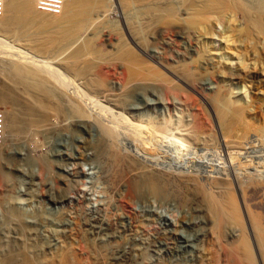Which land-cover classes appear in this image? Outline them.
I'll use <instances>...</instances> for the list:
<instances>
[{
    "label": "rangeland",
    "instance_id": "374dc122",
    "mask_svg": "<svg viewBox=\"0 0 264 264\" xmlns=\"http://www.w3.org/2000/svg\"><path fill=\"white\" fill-rule=\"evenodd\" d=\"M189 1L102 9L92 0L90 24L47 50L18 29L0 31V264H264V20L263 35L251 34L264 8L241 0L251 12L201 20ZM12 62L43 69L57 99L16 84L3 70ZM94 76L98 89L86 80ZM71 101L93 122L77 124ZM195 129L199 138L180 146L181 130ZM184 174L204 193L179 182ZM216 180L230 181L231 196Z\"/></svg>",
    "mask_w": 264,
    "mask_h": 264
},
{
    "label": "bare ground",
    "instance_id": "6f19581e",
    "mask_svg": "<svg viewBox=\"0 0 264 264\" xmlns=\"http://www.w3.org/2000/svg\"><path fill=\"white\" fill-rule=\"evenodd\" d=\"M6 1V0H5ZM92 0L90 1H85L84 0H66L65 3H64V6H65V10L64 11H61L60 13H64V16L61 17V18H58V16H54V15H47V14H40L39 12L36 11L35 7H34V0H7L6 1V4L4 5L6 8V11L4 9V12L2 13V16L4 18H0V31H3V30H6L7 32H14L15 30H20L25 36H30V39H33V41H35L36 43H34V45H38V47H40V49L42 50H47L48 48H50L51 46H53L52 44L55 42L57 43H60V44H63V43H66V39L67 37H69V40L72 39V38H75L76 34L79 32V31H82L84 30L89 24H90V19H91V14L92 12H97V8L100 6L101 8L104 7L107 3V0H101V3L98 4V7L93 3H91ZM94 1V0H93ZM97 1V0H96ZM163 0H122V3L124 6L126 7H130L132 3L136 2V3H144V4H148V3H162L164 4L163 2H161ZM171 0H166V2H170ZM165 2V1H164ZM190 10L192 11V13L195 15L193 16L194 18L196 19H201V20H204L206 19V16L207 14L209 13H225V12H233V13H236L240 10H243L246 8L247 9V6L249 7V5H247L245 7L244 5V0L243 2L241 3V0H190ZM257 3H258V6H259V10L260 8H264V0H257ZM143 5V4H142ZM256 5V4H255ZM96 9H95V7ZM167 6V5H166ZM99 7V8H100ZM107 7V6H106ZM181 7V6H180ZM169 8V7H168ZM254 8V7H252ZM94 9L96 11H94ZM103 9V8H102ZM181 9V8H180ZM258 9V8H256ZM99 10V9H98ZM160 10V9H159ZM251 9H249L250 11ZM40 11V10H38ZM190 11V12H191ZM40 12H43V11H40ZM134 12V11H133ZM247 12V11H246ZM251 12V11H250ZM257 12V10H256ZM255 12V13H256ZM259 12V11H258ZM257 12V13H258ZM46 13V12H45ZM59 13V14H60ZM244 13H245V10H244ZM249 12H247L248 14ZM264 13V12H263ZM57 14V15H59ZM5 15V16H4ZM62 15V14H61ZM170 15V14H169ZM242 15V14H241ZM260 15V14H258ZM0 16V17H2ZM77 16H81V18L79 17V21H76V23L74 22L72 25L70 24V26L68 25L67 27L65 26V24H67V22H69L70 20H72L74 17L78 18ZM248 15H246L247 17ZM208 17V16H207ZM261 17V16H259ZM258 17V18H259ZM209 18V17H208ZM248 18V17H247ZM251 18V17H250ZM255 18V16H254ZM257 18V16H256ZM264 18V16H263ZM261 19L259 20L258 22V25L254 28L253 27V30H252V33L251 34H254V36H261L263 35V32L261 28V24H260V21L261 20H264V19ZM258 21V19H257ZM251 22V21H250ZM254 22V21H253ZM252 23V22H251ZM263 24V23H262ZM237 25V24H236ZM256 25V24H255ZM90 27V26H89ZM252 27V26H251ZM139 29V28H138ZM233 29V28H232ZM31 31L34 33L31 34ZM12 32V33H13ZM49 32V33H47ZM248 33V32H247ZM250 34V33H248ZM247 34V35H248ZM249 37V35H248ZM251 38V37H250ZM258 38V37H257ZM257 45V44H256ZM90 47V46H89ZM16 49V48H15ZM23 55V54H22ZM20 56V55H19ZM21 57H24V56H20ZM26 58V57H25ZM243 58V57H242ZM72 61V60H71ZM6 62V61H5ZM11 63V62H9ZM12 62V64H8V65H4L3 66V70L4 71H8L10 73V75H12L15 79L14 81L16 82V84H19L24 87V89H26V87L31 88L33 89L35 92L37 91L38 94L41 92V94L45 93L49 99H51L52 101H55L54 100V92L49 88L48 85L49 82H50V75L47 77V75L45 76L46 72L43 71V69H38V68H33L31 66H19L17 65L16 63ZM25 63V62H24ZM71 63V62H70ZM82 63V62H81ZM73 65V64H72ZM39 67H41L39 65ZM75 69V68H74ZM61 71V70H60ZM93 73V72H92ZM127 73V72H126ZM90 74H91V71H90ZM89 75V74H88ZM126 78V77H125ZM88 81V85L89 86H92V88H97L98 87H101L102 86V82L100 83L98 80L95 79V76L94 78H90L88 77L86 79ZM71 84V83H70ZM18 85V86H19ZM52 86V85H51ZM27 89V90H28ZM43 92V93H42ZM57 92V91H56ZM25 93V91H23V94ZM63 93V92H62ZM106 94V93H105ZM25 95V94H24ZM40 95V94H39ZM44 95V94H43ZM20 96V95H19ZM68 97V96H67ZM42 99V98H40ZM74 99V98H73ZM114 99V98H113ZM2 100V99H1ZM72 100V99H71ZM69 101V100H68ZM111 101H112V98H111ZM57 102V101H56ZM74 102V101H73ZM117 102V101H116ZM58 104V103H57ZM71 104V107L74 111V114H75V122L77 124H84L85 126H87V124L93 122L90 118H88V116L85 114V111L83 109V106H81L80 104L81 103H72V101L70 102ZM116 104V103H115ZM118 104V103H117ZM36 105V104H35ZM47 105V104H45ZM51 105V103H50ZM49 105V106H50ZM38 106V105H37ZM32 108V107H31ZM30 109V108H29ZM33 109V108H32ZM39 109V108H38ZM40 109L43 110V108L40 107ZM58 109V105H55V106H52V107H49L47 109V113L50 114V112H56ZM221 110V109H220ZM219 110V111H220ZM29 111H32L31 109ZM44 111V110H43ZM49 111V112H48ZM45 112V113H46ZM90 113V112H89ZM73 114V115H74ZM99 114V113H98ZM224 114V113H223ZM11 120H13V117L12 116H9ZM121 118V117H120ZM220 119H222V122L223 124L225 125V128L226 130L228 131H232V122L228 121L227 118L225 117V115H221L220 116ZM31 120V119H30ZM96 121V120H94ZM126 121V120H125ZM33 121L31 120V123ZM14 123V120L13 122ZM183 123V122H182ZM34 123H32L33 125ZM42 124H44V126H47L49 125L50 123L49 122H46V120H44L43 122H41V125L39 123V126H43ZM97 124V123H96ZM100 125V124H98ZM130 125V124H129ZM173 125V123H172ZM35 126V125H34ZM32 126V127H34ZM102 126V124L100 125ZM177 126V125H176ZM202 126V123H200L197 127H201ZM35 127H38L35 126ZM49 127V126H48ZM99 127V126H98ZM124 127V126H123ZM203 127V126H202ZM234 127V126H233ZM30 128V127H29ZM105 133L111 138V139H114L112 141H115V139H117V135L115 134V129L113 128H105V126L101 127ZM146 128V127H145ZM144 129V128H143ZM208 129V128H207ZM154 130V129H153ZM200 131L199 129H195V130H181L182 132H180V134L177 136L179 137L181 135V137L183 136V138H180V140H178V143L180 146H185L186 144H184L185 142V138H187V140L189 139L192 140V141H196L199 136H198V131ZM225 130V131H226ZM119 131V130H118ZM227 131V132H228ZM247 131V130H246ZM251 131V130H250ZM155 132V131H154ZM158 132V131H157ZM117 133V131H116ZM148 132H146V130L144 131V133L142 134H146L149 136V134H147ZM178 134V133H177ZM131 135V134H130ZM151 136V135H150ZM171 136V135H170ZM117 137V138H116ZM144 137V136H143ZM146 137V136H145ZM175 137V136H174ZM3 138V135L1 136V139ZM121 138V137H120ZM178 138V139H179ZM226 138V144H228V141L229 138H227V136L225 137ZM250 138V137H249ZM140 139V138H139ZM138 139V142L140 141ZM142 140V139H141ZM144 140V139H143ZM148 140V139H146ZM182 140V141H181ZM228 140V141H227ZM134 141V139H133ZM137 141V140H136ZM135 141V142H136ZM2 141L0 140V143ZM231 142V141H230ZM141 143V144H140ZM140 145L136 142V145L138 146V149H139V152L143 155V157L147 158V159H152L155 155H154V152L153 150L149 149L148 145L143 143L142 141H140ZM148 143V142H147ZM186 143V142H185ZM191 143V142H190ZM189 143V144H190ZM112 144V143H111ZM115 145V144H114ZM122 145V144H121ZM135 145V146H136ZM136 146V147H137ZM188 146V142H187V145ZM185 146V147H186ZM83 147V146H82ZM152 147V146H151ZM88 148V147H87ZM107 148V147H106ZM114 148V146H113ZM112 148V149H113ZM116 148V147H115ZM108 149V148H107ZM137 149V148H136ZM110 150V149H109ZM108 152H110V156H112V161L114 163V165L117 163L120 165V163H122V161L119 159V157H117L118 155H116L112 150H110ZM229 150V149H228ZM106 152V151H105ZM138 154V153H137ZM139 155V154H138ZM139 158V157H138ZM125 159V158H124ZM132 159V158H131ZM123 160V159H122ZM153 161V160H152ZM197 163V162H196ZM154 164V163H153ZM117 165V166H119ZM127 166L128 168L132 169V173L135 171V164L132 162V160H128L127 161ZM151 167V166H150ZM232 167V166H231ZM118 168V167H117ZM127 168V167H126ZM134 168V169H133ZM119 170V169H118ZM129 170V169H128ZM137 170V169H136ZM234 170V169H233ZM115 172V171H114ZM138 171H136L137 173ZM116 173V172H115ZM135 173V174H136ZM139 173V172H138ZM134 174V175H135ZM176 174V173H175ZM179 174V173H178ZM182 174V173H181ZM133 175V174H132ZM136 175H139V174H136ZM143 176V175H141ZM140 176V177H141ZM161 176V175H160ZM163 176V175H162ZM171 176V175H170ZM153 177V176H152ZM136 178V177H135ZM173 178V177H172ZM241 178V177H240ZM239 178V179H240ZM134 179V178H133ZM145 179V178H144ZM177 179L179 180V182L185 184V185H193L199 194H203L204 193V189L202 188V186L200 185L201 182H199L197 180V178L193 177L192 175H178ZM176 179V180H177ZM214 179V178H213ZM72 180V179H71ZM149 180V179H148ZM224 180V179H223ZM238 181V179H236ZM73 181V180H72ZM136 181V180H135ZM157 179L156 178H151L150 179V183L152 182L153 185H155V188H154V192L157 193ZM174 181V180H173ZM240 181H242V185L241 187H243L244 185V182L243 180L240 179ZM145 182H147L145 180ZM138 183V182H136ZM143 183V182H142ZM212 183V182H211ZM215 185V188H217L216 190L221 193V197L222 198H225L226 196H231V184H230V181H219V180H216L215 182H213ZM238 183V182H237ZM149 184V183H148ZM240 184V183H239ZM139 185V184H138ZM150 185V184H149ZM209 185V184H208ZM246 185V184H245ZM259 185V184H258ZM146 186V185H145ZM163 186V185H162ZM251 186V185H250ZM157 187V189H156ZM187 187V186H185ZM252 187V186H251ZM139 188V187H138ZM164 188V187H163ZM233 188V187H232ZM245 188V187H243ZM247 188H249V186H247ZM253 188V187H252ZM255 188V187H254ZM65 189V188H64ZM63 189V190H64ZM160 189V188H159ZM260 189V188H258ZM186 190V189H185ZM247 190V189H246ZM255 190V189H254ZM243 191V190H241ZM251 191V190H250ZM130 192V191H129ZM217 192V193H218ZM246 192V191H245ZM249 192V191H248ZM69 193V192H68ZM159 193V192H158ZM244 193V192H243ZM250 193V192H249ZM247 194V193H246ZM136 195V194H135ZM134 195V196H135ZM53 196V195H52ZM133 196V197H134ZM59 199H57L56 201H60V202H65L66 201V197L67 196H64L61 192L59 194ZM203 202V201H202ZM235 203V201H233ZM236 204V203H235ZM225 206H227L229 208L230 205L228 204H225ZM224 206V207H225ZM225 207V208H227ZM232 208V205L231 207ZM223 215V214H222ZM221 215V217H223ZM220 216V215H219ZM250 217V216H249ZM13 218V217H12ZM17 218V217H16ZM15 218V219H16ZM21 221V220H20ZM19 221V223H20ZM23 221V220H22ZM217 221V220H216ZM228 221V220H227ZM13 222H16V221H13ZM24 222V221H23ZM34 222V221H33ZM218 222V221H217ZM254 225H256V229H260V226H261V220L260 219H255L254 221ZM258 233V232H257ZM218 235V234H217ZM235 236V235H234ZM259 236V239L260 240V244L261 246L264 248V235L260 236V235H257ZM174 238V237H173ZM258 238V237H257ZM15 239V238H14ZM240 243V242H239ZM258 243V242H257ZM259 244V243H258ZM239 245V244H238ZM241 245V244H240ZM244 245V244H242ZM259 246V245H258ZM239 247V246H238ZM242 248H246L245 246L242 247ZM249 248V247H247ZM260 248V247H259ZM241 249V247L239 248ZM239 249H236V252H237V255H234L235 251H233V257L234 258H238L239 255H241V252L239 251ZM239 252H238V251ZM232 253V252H231ZM230 253V254H231ZM236 254V253H235ZM228 256V255H227ZM247 256V255H246ZM128 257V256H127ZM224 257V256H223ZM242 258V257H241ZM239 258V259H241ZM225 259V258H224ZM228 259V258H227ZM247 259V258H246ZM31 260V259H30ZM235 260V259H234ZM245 260V259H244ZM243 258L241 259V261H239L237 259V261L239 262H232L231 264H244ZM9 262V261H8ZM1 263V262H0ZM246 264V263H245Z\"/></svg>",
    "mask_w": 264,
    "mask_h": 264
},
{
    "label": "built area",
    "instance_id": "2783aa9c",
    "mask_svg": "<svg viewBox=\"0 0 264 264\" xmlns=\"http://www.w3.org/2000/svg\"><path fill=\"white\" fill-rule=\"evenodd\" d=\"M66 0H36V8L40 11L50 13V14H59ZM6 1L0 0V16L4 12ZM1 140V136H0Z\"/></svg>",
    "mask_w": 264,
    "mask_h": 264
}]
</instances>
